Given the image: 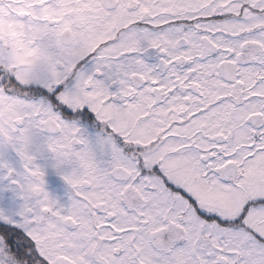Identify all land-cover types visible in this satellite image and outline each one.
I'll return each mask as SVG.
<instances>
[{
  "label": "snow or ice",
  "instance_id": "6c2138e0",
  "mask_svg": "<svg viewBox=\"0 0 264 264\" xmlns=\"http://www.w3.org/2000/svg\"><path fill=\"white\" fill-rule=\"evenodd\" d=\"M0 264H264V0H0Z\"/></svg>",
  "mask_w": 264,
  "mask_h": 264
}]
</instances>
